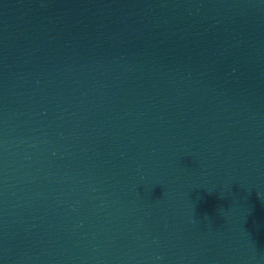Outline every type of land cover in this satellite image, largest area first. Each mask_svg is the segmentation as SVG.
Returning a JSON list of instances; mask_svg holds the SVG:
<instances>
[{
  "label": "water",
  "instance_id": "95a60500",
  "mask_svg": "<svg viewBox=\"0 0 264 264\" xmlns=\"http://www.w3.org/2000/svg\"><path fill=\"white\" fill-rule=\"evenodd\" d=\"M0 264H264V0H0Z\"/></svg>",
  "mask_w": 264,
  "mask_h": 264
}]
</instances>
